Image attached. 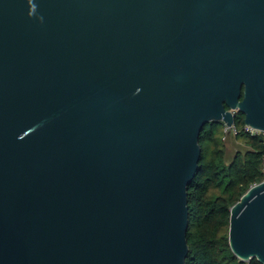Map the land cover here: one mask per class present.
Segmentation results:
<instances>
[{"label": "water", "instance_id": "water-1", "mask_svg": "<svg viewBox=\"0 0 264 264\" xmlns=\"http://www.w3.org/2000/svg\"><path fill=\"white\" fill-rule=\"evenodd\" d=\"M236 110L264 130V0H0V264H185ZM228 237L264 264V179Z\"/></svg>", "mask_w": 264, "mask_h": 264}, {"label": "trees", "instance_id": "trees-1", "mask_svg": "<svg viewBox=\"0 0 264 264\" xmlns=\"http://www.w3.org/2000/svg\"><path fill=\"white\" fill-rule=\"evenodd\" d=\"M234 133L246 148L225 161L222 120H211L200 132L201 156L188 186V253L185 264H263L256 257L240 259L229 244L230 207L254 183L264 179V132L243 129L244 114L236 110ZM233 133L232 131H230Z\"/></svg>", "mask_w": 264, "mask_h": 264}, {"label": "rangeland", "instance_id": "rangeland-1", "mask_svg": "<svg viewBox=\"0 0 264 264\" xmlns=\"http://www.w3.org/2000/svg\"><path fill=\"white\" fill-rule=\"evenodd\" d=\"M233 132V131H232ZM220 136H223L224 144H225V161L226 163L229 162L234 155V153L237 150H244L246 146L238 140L236 135L231 132H228L227 135L224 133L222 134V131L218 132Z\"/></svg>", "mask_w": 264, "mask_h": 264}, {"label": "built area", "instance_id": "built-area-1", "mask_svg": "<svg viewBox=\"0 0 264 264\" xmlns=\"http://www.w3.org/2000/svg\"><path fill=\"white\" fill-rule=\"evenodd\" d=\"M243 129L246 130V131H249L250 133L264 132L263 129H259V128L253 127L252 125L247 124V123H244ZM224 131L225 132L233 131L234 133H236L238 131V128L235 125V123H233L231 125L225 124L224 125Z\"/></svg>", "mask_w": 264, "mask_h": 264}]
</instances>
